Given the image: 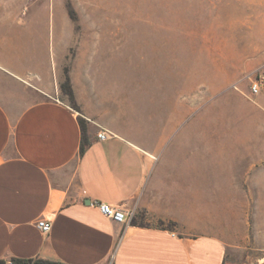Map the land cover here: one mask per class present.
Here are the masks:
<instances>
[{
	"label": "crops",
	"instance_id": "crops-1",
	"mask_svg": "<svg viewBox=\"0 0 264 264\" xmlns=\"http://www.w3.org/2000/svg\"><path fill=\"white\" fill-rule=\"evenodd\" d=\"M56 12L54 6H0V260L244 264L234 254L239 246L222 235L117 222L99 210L95 202L134 212L145 207L163 218L167 210L156 201L160 184L163 191L178 190L175 203L185 205L186 135L180 119L168 115L157 138L163 143L158 157L128 137L114 93L90 61L73 58L68 64L79 109L55 96L68 42L60 43L56 31L50 52L43 28L50 20L59 28ZM103 129L113 134L99 139ZM258 147L264 155V143ZM242 161L226 153L214 165L234 176ZM258 187H264L263 167ZM41 217L51 220L47 233L36 226ZM256 264H264V257Z\"/></svg>",
	"mask_w": 264,
	"mask_h": 264
},
{
	"label": "rangeland",
	"instance_id": "rangeland-1",
	"mask_svg": "<svg viewBox=\"0 0 264 264\" xmlns=\"http://www.w3.org/2000/svg\"><path fill=\"white\" fill-rule=\"evenodd\" d=\"M30 5L56 8L59 28L50 20L43 32L50 52L56 31L60 43L68 42L64 67L78 58L102 69V85L114 93L128 137L158 157L168 115L180 119L186 203L179 208L178 190L163 191L160 184L156 201L165 216L143 207L132 218L216 233L239 246L234 254L241 263L262 259L264 85L251 95L249 84L264 74V0H0L19 11ZM58 90L55 96L69 104ZM223 149L243 158L234 176L214 165ZM194 182L197 188H190Z\"/></svg>",
	"mask_w": 264,
	"mask_h": 264
},
{
	"label": "built area",
	"instance_id": "built-area-1",
	"mask_svg": "<svg viewBox=\"0 0 264 264\" xmlns=\"http://www.w3.org/2000/svg\"><path fill=\"white\" fill-rule=\"evenodd\" d=\"M263 85H264V74L259 73L255 79L251 80L249 84V93L251 95L258 94ZM112 134L113 133L111 131L107 129H103L102 131L98 132L97 137L99 139H105L106 137ZM95 203L98 206L99 210L102 212V214L110 217L111 219L117 222H126L130 220L134 215L133 210H125L121 207L112 206L105 202H95ZM36 226L42 232L47 233L51 228V220L45 217H41L36 221Z\"/></svg>",
	"mask_w": 264,
	"mask_h": 264
},
{
	"label": "trees",
	"instance_id": "trees-1",
	"mask_svg": "<svg viewBox=\"0 0 264 264\" xmlns=\"http://www.w3.org/2000/svg\"><path fill=\"white\" fill-rule=\"evenodd\" d=\"M68 12L70 14V17H72L71 16V11L69 9H68ZM63 74H64V77H63V79L59 83L60 92L64 96L67 97L70 106L73 107L74 109H77L78 110L79 109V106L77 105V103L75 101L73 89H72L71 82H70V76H69V69H68V67H64ZM81 122H82V130H83V133H84V137L82 139V145H81V149H83V147L87 144V141L85 139V126L83 124V120L82 119H81ZM131 221L134 224H137L138 223L134 218H132ZM139 224L140 225H143L142 222H139ZM21 261L31 262V260H21V259H13L11 262H21ZM32 262H35V263H38V264H60V263H57V262H52V261H47V260H41V259L35 260V261H32ZM0 264H5V262L3 260H0Z\"/></svg>",
	"mask_w": 264,
	"mask_h": 264
},
{
	"label": "water",
	"instance_id": "water-1",
	"mask_svg": "<svg viewBox=\"0 0 264 264\" xmlns=\"http://www.w3.org/2000/svg\"><path fill=\"white\" fill-rule=\"evenodd\" d=\"M8 264H38V263H35V262H28V261H21V262H10Z\"/></svg>",
	"mask_w": 264,
	"mask_h": 264
}]
</instances>
